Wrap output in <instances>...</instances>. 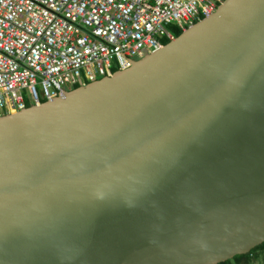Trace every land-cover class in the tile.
<instances>
[{
  "label": "water",
  "instance_id": "obj_1",
  "mask_svg": "<svg viewBox=\"0 0 264 264\" xmlns=\"http://www.w3.org/2000/svg\"><path fill=\"white\" fill-rule=\"evenodd\" d=\"M263 242L264 0L0 117V264H218Z\"/></svg>",
  "mask_w": 264,
  "mask_h": 264
},
{
  "label": "built area",
  "instance_id": "obj_2",
  "mask_svg": "<svg viewBox=\"0 0 264 264\" xmlns=\"http://www.w3.org/2000/svg\"><path fill=\"white\" fill-rule=\"evenodd\" d=\"M222 1L0 0V117L129 68Z\"/></svg>",
  "mask_w": 264,
  "mask_h": 264
},
{
  "label": "trees",
  "instance_id": "obj_3",
  "mask_svg": "<svg viewBox=\"0 0 264 264\" xmlns=\"http://www.w3.org/2000/svg\"><path fill=\"white\" fill-rule=\"evenodd\" d=\"M169 29L174 33L175 36H178L182 30L175 25L170 24ZM163 44L169 42V39L162 38ZM116 71V68L113 69V72ZM99 79V78H97ZM88 83V82H86ZM79 85H73L70 89H74ZM31 104L27 103L26 107H29ZM257 260L258 264H264V242L252 248L249 252L244 254L235 255L233 258L219 262L218 264H252L251 260Z\"/></svg>",
  "mask_w": 264,
  "mask_h": 264
},
{
  "label": "rangeland",
  "instance_id": "obj_4",
  "mask_svg": "<svg viewBox=\"0 0 264 264\" xmlns=\"http://www.w3.org/2000/svg\"><path fill=\"white\" fill-rule=\"evenodd\" d=\"M36 87H37L38 90H40L38 85H37ZM27 103L31 104V103H30V100H28ZM251 263H252V264H257V260L252 259V260H251Z\"/></svg>",
  "mask_w": 264,
  "mask_h": 264
},
{
  "label": "clouds",
  "instance_id": "obj_5",
  "mask_svg": "<svg viewBox=\"0 0 264 264\" xmlns=\"http://www.w3.org/2000/svg\"><path fill=\"white\" fill-rule=\"evenodd\" d=\"M43 103V102H42ZM31 106V105H30Z\"/></svg>",
  "mask_w": 264,
  "mask_h": 264
},
{
  "label": "crops",
  "instance_id": "obj_6",
  "mask_svg": "<svg viewBox=\"0 0 264 264\" xmlns=\"http://www.w3.org/2000/svg\"><path fill=\"white\" fill-rule=\"evenodd\" d=\"M257 264H258V262H257Z\"/></svg>",
  "mask_w": 264,
  "mask_h": 264
}]
</instances>
